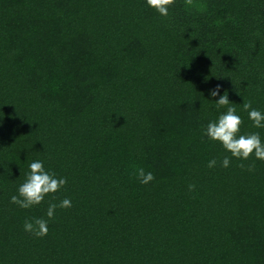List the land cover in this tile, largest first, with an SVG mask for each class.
Instances as JSON below:
<instances>
[{
  "label": "trees",
  "instance_id": "1",
  "mask_svg": "<svg viewBox=\"0 0 264 264\" xmlns=\"http://www.w3.org/2000/svg\"><path fill=\"white\" fill-rule=\"evenodd\" d=\"M168 13L0 0V264H264V160L202 131L226 93L241 134L264 141L242 110L264 113V0H175ZM33 161L67 183L24 209L10 198ZM63 198L47 235L24 230Z\"/></svg>",
  "mask_w": 264,
  "mask_h": 264
},
{
  "label": "clouds",
  "instance_id": "2",
  "mask_svg": "<svg viewBox=\"0 0 264 264\" xmlns=\"http://www.w3.org/2000/svg\"><path fill=\"white\" fill-rule=\"evenodd\" d=\"M187 4H191L192 0H185ZM148 6L154 8L160 15L168 16L169 6L175 3V0H146ZM220 85L210 90V95L215 97L218 95ZM216 108L224 109L220 112L217 119L209 121L202 129L204 135L210 140L219 142L222 147L231 153V157L239 160H248L250 156L256 159L264 160V141L261 140L259 132H250L241 134L240 127L243 120L237 114L236 108L230 103L228 95L225 93L216 100ZM242 110L247 112L249 120L252 121L253 127L264 128V113L252 107L251 101H245L242 104ZM217 159L213 158L208 161L207 167L213 168L217 165ZM231 163L229 156H224L219 161L221 167L227 168ZM240 168H247L253 171L254 163L238 165ZM30 171L26 174V178L17 189V194L10 198L11 203L21 208L28 209L34 205H38L44 201L46 195L58 192L67 183L66 177H58L55 172L47 171L41 161H33L29 164ZM133 175L141 184H148L155 179L152 172H145L143 168H136ZM195 184L190 183L188 190L191 192L195 189ZM54 199V198H53ZM71 201L63 198L59 203L49 201L46 210V216L26 219L24 221V230L36 237H43L48 233V222L54 217L55 210L59 208L71 207Z\"/></svg>",
  "mask_w": 264,
  "mask_h": 264
}]
</instances>
